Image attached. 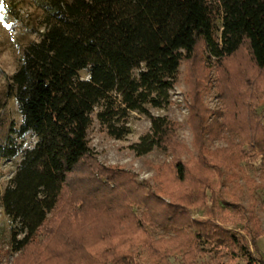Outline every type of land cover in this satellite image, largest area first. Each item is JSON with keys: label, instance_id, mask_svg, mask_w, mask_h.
<instances>
[{"label": "rangeland", "instance_id": "374dc122", "mask_svg": "<svg viewBox=\"0 0 264 264\" xmlns=\"http://www.w3.org/2000/svg\"><path fill=\"white\" fill-rule=\"evenodd\" d=\"M0 5V264H264V69L246 42L217 62L201 39L180 62L171 103L146 105L171 122L165 145L137 155L132 146L149 130L148 117L114 116V126L126 128L116 138L96 106L90 154L31 243L12 250L15 226L2 194L37 138L19 134L22 117L7 78L43 26L35 0ZM215 24L220 35V18Z\"/></svg>", "mask_w": 264, "mask_h": 264}, {"label": "trees", "instance_id": "16d2710c", "mask_svg": "<svg viewBox=\"0 0 264 264\" xmlns=\"http://www.w3.org/2000/svg\"><path fill=\"white\" fill-rule=\"evenodd\" d=\"M35 2L43 30L24 47L6 86L21 113L19 134L32 131L37 138L2 194L4 213L15 226L14 251L31 243L69 175L90 154L87 131L96 106L97 119L116 138L126 128L114 126V116L137 111L148 117L149 130L132 146L142 155L163 147L171 131L170 120L146 105L171 103L180 62L194 54L199 39L217 62L246 42L256 66L264 69V0ZM3 7L16 18L11 4ZM176 174L184 178L180 162Z\"/></svg>", "mask_w": 264, "mask_h": 264}, {"label": "snow or ice", "instance_id": "6c2138e0", "mask_svg": "<svg viewBox=\"0 0 264 264\" xmlns=\"http://www.w3.org/2000/svg\"><path fill=\"white\" fill-rule=\"evenodd\" d=\"M0 7H2V5H0ZM2 20H3V16L0 15V21H2Z\"/></svg>", "mask_w": 264, "mask_h": 264}, {"label": "built area", "instance_id": "2783aa9c", "mask_svg": "<svg viewBox=\"0 0 264 264\" xmlns=\"http://www.w3.org/2000/svg\"><path fill=\"white\" fill-rule=\"evenodd\" d=\"M263 256H264V253H263Z\"/></svg>", "mask_w": 264, "mask_h": 264}]
</instances>
